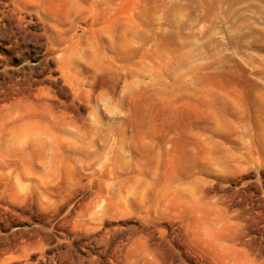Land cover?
I'll return each instance as SVG.
<instances>
[{"label": "rangeland", "instance_id": "rangeland-1", "mask_svg": "<svg viewBox=\"0 0 264 264\" xmlns=\"http://www.w3.org/2000/svg\"><path fill=\"white\" fill-rule=\"evenodd\" d=\"M0 264H264V0H0Z\"/></svg>", "mask_w": 264, "mask_h": 264}]
</instances>
